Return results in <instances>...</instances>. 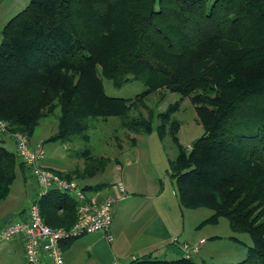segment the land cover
<instances>
[{
	"label": "trees",
	"instance_id": "obj_1",
	"mask_svg": "<svg viewBox=\"0 0 264 264\" xmlns=\"http://www.w3.org/2000/svg\"><path fill=\"white\" fill-rule=\"evenodd\" d=\"M0 35V120L29 139L52 115L53 141H88L94 122L109 117L149 134L154 115H132L138 102L162 88L188 97L204 132L186 150L180 121L169 125L178 201L212 210L200 225L225 218L233 232L250 236L245 258L224 264H264V0H30ZM103 77L117 87L131 77L145 89L133 98L111 96ZM172 108L157 114L159 139ZM25 166L0 144V201ZM37 201L46 224L74 222L67 193L51 188ZM131 264L196 262L183 255Z\"/></svg>",
	"mask_w": 264,
	"mask_h": 264
},
{
	"label": "rangeland",
	"instance_id": "obj_2",
	"mask_svg": "<svg viewBox=\"0 0 264 264\" xmlns=\"http://www.w3.org/2000/svg\"><path fill=\"white\" fill-rule=\"evenodd\" d=\"M29 1L0 0V31L4 24L13 15L21 11ZM102 82L106 94L116 97L133 98L145 89L141 81L131 77L129 81L119 87L114 86L109 79L104 77ZM170 107L173 108L169 114L166 135L159 139L155 127L162 123V118L157 117V114L166 112ZM149 111L154 115L152 120L153 131L149 134L130 131L121 125L119 118L109 117L94 122L95 127L87 132L89 134L88 141L81 137H75L70 142L53 141L48 140V137L56 131L57 125V119L55 115H52L41 119L29 141L31 144L43 142L45 150L43 160L46 164L71 177H76L83 184H92L91 186H93L104 183L105 186L108 185L112 189L117 183H124L122 180L131 179L136 194L130 195L123 185L126 191L124 199L129 197L131 200L128 202L129 206L126 211L131 212L132 220L138 211L155 210V208L161 211V206L165 205V214L169 213L171 217L175 218L180 217V222L177 220L175 228L181 234L179 239L177 238L179 247L180 243L185 242V240L190 243L189 237L192 235H196L197 238L208 236V241H211L213 234L219 235L220 238L216 240V244H208L199 252L206 262L210 260L209 263H223L222 253H220L223 248L221 247L228 240L227 235L231 233L239 239L237 244L239 250L235 251L234 256H229L230 260L237 262L245 258L247 246L251 244V238L247 233L231 231L225 218H220L216 224L200 225L203 219L212 214V210L207 207L185 208L178 202L175 181L169 171V160L175 158L178 149L170 136L169 125L173 119L180 121L177 132L179 141L186 150L191 148L192 142L204 132L193 103L188 97L178 92L162 88L145 96L142 102H138L133 107L131 113L136 116L141 113L143 117H148ZM0 144L11 151L16 149L15 143L11 139L4 140ZM28 171L31 176L27 175L25 181L21 169H17L16 177L11 184L7 197L0 201V227L9 220L24 218L19 215L17 209L20 206L27 209L29 204L38 196L40 187L30 168L27 167L24 174ZM109 191L111 192V190ZM155 192H159L157 196L154 195ZM131 196L135 198H131ZM162 218V212L159 213L157 220L150 218L152 222L149 227L150 234L155 235L158 240H161V243L169 240V234L172 230L167 224L162 225ZM157 223L159 224L156 226ZM161 243L157 244L158 248L162 246ZM161 249H158L154 254L159 256ZM207 254H211L212 259H208ZM161 256L163 257L160 258H165L166 255ZM166 257L169 258V256ZM10 258L9 254L4 255V260L10 261Z\"/></svg>",
	"mask_w": 264,
	"mask_h": 264
},
{
	"label": "built area",
	"instance_id": "obj_3",
	"mask_svg": "<svg viewBox=\"0 0 264 264\" xmlns=\"http://www.w3.org/2000/svg\"><path fill=\"white\" fill-rule=\"evenodd\" d=\"M4 135L12 137L17 156L31 168L40 191L29 204L25 218L11 220L0 229V243L13 237H20L27 264H47L48 260L53 264H63L61 246L63 242L97 231L103 232L107 241L113 239L110 227L113 220L114 203L117 199L126 197L122 182L115 185L117 196L114 192L106 190L101 197L98 189H86V184L76 177H62L51 168L42 166L41 161L45 157L43 143L31 144L26 135L20 132H9L6 122L0 120V141ZM51 188H57L75 200V220L67 228H54L46 224L41 216L37 200ZM203 242H205L204 238L197 243H180L183 255L191 257L199 251Z\"/></svg>",
	"mask_w": 264,
	"mask_h": 264
},
{
	"label": "crops",
	"instance_id": "obj_4",
	"mask_svg": "<svg viewBox=\"0 0 264 264\" xmlns=\"http://www.w3.org/2000/svg\"><path fill=\"white\" fill-rule=\"evenodd\" d=\"M0 40H1V35H0ZM7 140L9 139H6L5 141ZM131 161H135V160H131ZM41 165L48 168H52L48 164H46L44 160L41 161ZM26 168H27L26 166L23 167L22 169L20 168L24 180L27 179L29 175L31 176L29 171L24 174ZM122 181L124 182L123 184L125 185L126 189L129 191L130 195L137 193L133 189L135 187L131 179L128 181L124 179ZM99 184L93 185V187ZM91 189H96V188H90L88 190ZM106 190H111L112 192H114L116 196L118 194L117 190L115 189V186H113V188L110 189L107 185L102 188H98V191H100L99 196L102 197L103 193ZM158 193L159 192H155L154 195L157 196ZM131 198H135V197L131 196ZM130 201L131 200L129 199V197L126 199H117L115 201L113 220L110 227V232L113 235V239L111 241H107L105 239L103 232L97 231L93 233L84 234L70 241L63 242V257H64L63 264H131L134 260L142 259L144 257H152L158 259H176L183 256V251L181 250L178 244L179 243L178 239L181 236V234L179 233L180 232L179 230L178 231L175 230L177 220L178 222H180L179 219L180 217L175 218L173 216L171 217L169 213L165 214L164 211H166V207L165 205H163L161 206L162 208L161 211H159L157 208H155V210L149 209V211H143V212L138 211L135 213L133 217L134 220H132L133 215L131 214V212L126 211V208L129 206L128 202ZM25 209L26 207L24 206H20V208L17 209V211L20 213L19 215H22L24 218L27 213V209L26 210ZM160 212H162L163 214V218L161 222L162 225L165 226V224H167L172 229L171 233L169 234V240L164 241L163 243H161V240H158L157 237H155V235L150 234L151 232L149 229L150 224L152 222L150 218L157 220ZM150 215L152 216L150 217ZM158 224L159 223H157L156 226ZM2 226L0 227V229L2 228ZM235 236L232 233L228 234L227 235V237H229L228 240L221 247L223 248V250L220 252L222 253L221 259L223 263L235 262L233 260H230L229 258V256L235 255V251L239 250V247L237 245L239 239L234 238ZM202 238L205 239V242L201 244L199 251L191 256L196 262V264H205L210 262V260H207L206 262L202 258L199 252L204 248H206L208 244H212V243L216 244L217 242L216 240H218L220 236L217 234H213V236L210 239L211 241H208L209 238L208 236H201L197 238L196 235H192L189 237V240L190 243H197ZM185 242H189V241L185 240ZM158 243L162 244V246L160 247L162 249L159 251L161 254L159 256L157 254L156 255L154 254L157 252L158 249H160L157 247ZM6 254H9L11 256L10 261L4 260V255ZM163 254L169 256V258H167L166 256L165 258H160L163 257L161 256ZM206 257H208V259H212L211 254H207ZM0 264H27L25 261L22 239L20 237H13L12 239L0 243ZM47 264H53V263L48 260Z\"/></svg>",
	"mask_w": 264,
	"mask_h": 264
}]
</instances>
